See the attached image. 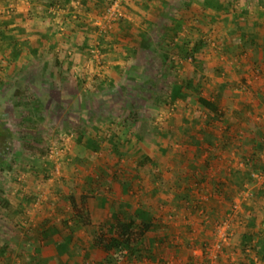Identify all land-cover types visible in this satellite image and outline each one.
<instances>
[{"label": "rangeland", "instance_id": "obj_1", "mask_svg": "<svg viewBox=\"0 0 264 264\" xmlns=\"http://www.w3.org/2000/svg\"><path fill=\"white\" fill-rule=\"evenodd\" d=\"M181 3L182 0H169L166 6L169 14L164 17L165 22H172L173 15L181 20V14L173 8V5ZM236 4L239 11H247L239 24L247 32L259 35V45L242 46L239 40L241 32L236 23L230 20V13L225 11L217 14L218 23H212L211 30L201 24L208 41L198 58L201 65L195 68L190 59H178L177 66L179 78L199 82L201 95L219 102L225 114V124H216L211 130L216 137H220L224 133V126L228 125L230 130L227 134L233 139L230 149L221 147L220 141L216 142L214 149L196 143L200 139L199 131L208 129L205 126L207 113L191 94L169 106L163 102L159 103L160 108L148 105L143 118L132 127L118 129L111 122L109 131L117 133L121 139L127 137L129 142L120 143V152L103 143L92 153L78 143L81 105L84 104L90 112L104 113L110 117L113 112L120 113L119 108L111 111L97 98L93 87L95 77L106 78L125 91L117 98L122 100L123 107L138 100L137 91L125 85L133 82H127L126 75L120 76L118 72L119 67L126 64L122 43L127 39L125 31H130L127 33L132 39L138 34V29H146L145 20L153 16V12L157 14L161 4L127 0L121 5L123 20L104 23V13L91 1L88 8L83 9L74 2L69 11L64 5L52 7L39 15L34 14L31 0H0V27H3V17L18 13L32 14L26 18L40 20V25L37 22L35 25L39 32L30 31L25 35L23 45L38 49L44 47L49 52L44 59L42 55L33 54L30 57L27 54L28 58L23 61L27 64L33 60L38 68L34 72L31 70L33 67L20 70L12 75L11 82L0 72V110L12 133L8 153L0 149L3 155L0 162V190H3L5 198L14 203L28 198L23 206L25 215L22 219L0 208V245L6 243L12 249L8 259L0 258V264H33L29 261L31 257L40 260L49 257L46 256L49 248L39 236V225L45 218L50 219L54 228L60 230L50 242L53 246L60 242L61 233L66 231L64 224L71 219V195L78 200H81V196L90 198L94 225L108 217L109 203L116 205L118 202L140 204L153 214L156 222L165 225L164 229L157 230L156 256L153 259L117 264H264L253 253L245 258L241 250L242 235L251 231L248 229L251 218L255 224L254 233L264 234V180L244 175L249 171L247 158L251 152L252 134L257 129L264 138V0L262 3L260 0H236ZM9 8L12 9L9 11ZM67 12L70 15L58 26L60 16ZM191 17L192 14L185 15L187 22L181 23L179 36L192 34L196 18ZM44 26L49 34L40 40L37 35L44 30L40 31L39 27L43 29ZM103 26L106 31H100ZM157 30L155 28L152 34L158 36ZM61 33L72 35L77 41L86 37L88 44L93 45L92 49L100 50L101 54L95 56L92 49L85 47L73 51L68 59L69 54L66 57L60 46H52ZM2 49L0 69L4 67ZM55 58L63 61L62 68L52 62ZM151 60H159L154 51H143L135 61L132 59L138 66L132 70L133 74L138 76L141 72L158 70ZM47 63H51L50 69L43 66ZM68 65L71 67L66 70ZM174 80L171 77L167 82L165 79L159 81L153 86L154 93L160 99L168 97ZM27 81L37 84L28 86ZM145 85H142L143 88L147 87ZM45 88H49L50 93L42 91ZM18 89L24 91L30 103L32 98L38 96H42L45 103L38 114L40 119L34 121L36 127L31 124L33 127L30 126L24 134L19 132L18 122L22 112L28 111L30 106L16 104L13 94ZM55 96L61 102L57 103L53 99ZM53 103L54 108H51ZM29 143L47 148V156L36 159L37 152L24 146ZM145 155L150 157V162L139 164ZM258 157L264 164V146ZM236 169L241 170L234 179L240 190L231 199L218 192L217 188L218 182L225 181L230 172ZM96 173L103 175L97 188L88 182V176ZM200 177L203 178L202 182ZM122 183H127L128 189L123 188ZM186 186L188 188H184ZM182 189L189 194V201L178 196ZM224 221L228 224L224 231L225 241L220 236V225ZM25 230L33 245L28 252H23L21 247ZM92 230L76 228L73 241L76 251L70 263L99 264L103 259V253L91 245ZM66 257L63 256V259Z\"/></svg>", "mask_w": 264, "mask_h": 264}, {"label": "trees", "instance_id": "obj_2", "mask_svg": "<svg viewBox=\"0 0 264 264\" xmlns=\"http://www.w3.org/2000/svg\"><path fill=\"white\" fill-rule=\"evenodd\" d=\"M31 1L33 3L35 2V8L40 9L42 7L44 13L52 7L55 8L64 5L67 6L66 9H68L69 11V9L73 7V3L76 1H79L80 6L83 9L88 8L91 1L102 14L105 13L106 9L113 2V0ZM126 1L127 0H123L122 2L125 3ZM154 1L155 3L153 2L152 4L156 5L160 3L161 5L159 10L157 11V14H154L153 12V16L145 20L147 24L146 29H138V34L136 35L137 37L135 36L132 39L129 38V35L127 33L129 30L125 31L127 39H125L124 43H122V54L126 59V64L124 65V67H119L118 69V72H120V76L126 75L127 82L129 80L133 82L132 84L125 83V85H127V88H131L132 90L135 89L137 91L139 101L135 99L131 101V103H129L130 106L127 105V107H123L122 100L120 101L117 98L122 96V93L125 91H121L118 84H113L106 78L95 77L93 81V87L96 89V93L98 96L97 98L101 99V103L106 104L111 111H117V109L119 108L120 113L113 112L112 117H110L109 115L104 113L100 114L98 112H90L86 109L85 105L82 104L79 111V115H82L81 124L79 127L80 132L78 133V143L83 145L84 149L89 150L92 153L96 152L103 143L112 146L114 150L120 152V143L127 144L129 142V139L127 137L121 139V137L117 135V133H112L111 131H109L111 124H115L118 129L132 127L133 125L138 124V121L143 118V114L148 105L160 108L159 103L163 102L164 104L169 106L174 104L179 99L186 98L192 94L194 95L195 102L207 113V116L205 118V126L208 129H201L199 131L200 139L197 140L196 143L204 146L207 149H214L216 148L214 147L216 146V142L220 141L221 147L227 150L230 149V146L232 144L231 142L233 140L231 136L229 137V135L227 134V132L230 130V127L228 125H225V128L223 129L224 133H222L220 137H216L213 133V130H211V128L217 126L216 124H225V114L221 109L219 102L201 95V86L198 81V83H195L191 78H179L177 66L179 62L178 59H180L181 61H187L188 59H190L193 62L195 68L201 65V62L200 60H198V58L203 54L204 48L208 43L205 34L202 32V25L208 26L211 30V27L213 26L212 23H218L216 21V18L218 17L217 14L223 13L225 11L230 13V20L233 23H236L238 29L241 32L239 34L240 44L245 47L258 46L260 40L259 35L257 33L247 32L244 27L242 28V26L239 24L242 15H245L247 11L245 10L244 13L239 11L236 0H182L181 4L173 5L176 13L181 14L179 15L181 20H177L176 15H173L171 18L172 22L169 23L165 22L164 18L167 14H169L166 7L169 0ZM260 2L262 3L263 0H260ZM197 7H200L199 10L201 11L197 10ZM210 11L212 13H209ZM187 13L189 14V16L192 14L191 18H196V21H194V24L192 25V34L181 37L179 36L178 31L180 29L181 23L187 22V20L185 19V15ZM67 15H70V12H67L66 14L60 16L61 21L59 22V24H57L58 26H60V23H63ZM121 20L123 19L120 18L118 22ZM155 28L159 29L157 30L158 36L152 34ZM121 30L123 29L121 28ZM20 31L21 30L19 29V32L15 35L6 33L3 30L0 31V48L4 44H6V47H10L11 51L9 57L13 60L23 54L21 53V51L24 48L31 49L33 50V52H36L37 50V47L34 48L35 46L27 47L23 45L24 41H21L20 37L17 35L21 34ZM235 33L236 32L234 31L233 34ZM233 38H235V36H233ZM43 39H45L44 35L42 38L40 37V40ZM81 39L82 40L77 41L78 39H74L72 35L61 33L59 39L57 38V40L53 43L55 46L58 45L62 50H64L66 57L68 56L67 54H69L67 58L70 59V55L73 51L75 52L76 50H81V48L85 47L88 50L92 49L93 45L88 44L86 37H83ZM143 51L147 53L154 51V53L159 56V60H151V63L153 65L158 66V70L154 69L152 71H149L150 73L141 72L142 74L136 76L132 71L138 68L134 61L140 53H143ZM5 57L6 54L4 53L2 58ZM25 57L28 58L27 56ZM132 59L134 61H132ZM52 62L56 66L62 68L63 61L59 58H55ZM68 69L69 68L66 67V70ZM0 72L3 73L4 77H8L7 73H5L3 69H0ZM171 77L175 78V80L170 86L169 95L168 97L160 99L159 96L154 93L153 86L157 85L159 81L163 79H165L166 81ZM139 78H143L144 80H140ZM143 83H145L146 85ZM142 85H145L147 87L143 88ZM13 98L14 100H17H15L17 105L23 104V106H30V108L28 106V111L22 112L21 120L18 122L19 132L21 134H24L27 130L30 129V126L33 125L36 127V123L34 121L40 119L38 117V114L44 107L43 104L45 103L42 96L32 98V103H30V98L26 96L24 91H21L19 89L15 90ZM53 99H55L57 103L61 102L58 96L53 97ZM95 100V104H97V99ZM125 102L126 101H124V103ZM51 108H54V103L52 104ZM109 114L111 115L112 112ZM3 115L4 114H2L0 110V148H3V150L8 153L9 146L11 144L10 140L12 133L7 125V122H5ZM29 144L24 146L25 148H29L32 151L37 152L36 159L40 160V158L42 159L43 157L47 156V148L43 149L41 147H35ZM250 144L251 152H249L250 155L247 158L249 171L244 173V175L249 178H251V174L253 172L264 171V164L258 157V153L264 146V138L260 130L256 129L252 134V137L250 138ZM1 160L2 159L0 157V162ZM150 160V157L145 155L139 160L138 163L144 165L146 162H150ZM47 170L48 169H46L45 171ZM239 173H241V170H232L230 172V176L225 179V181L218 182V192L222 193L228 198L233 199L240 190L239 186H237L234 181L235 177L239 175ZM114 174L116 173H113V175ZM101 177H103V175H100L99 173L88 176V182L92 185H96L95 187L97 188L100 186L102 180ZM199 180L200 182H202L203 178L200 177ZM121 186L126 189H128L129 187L127 183H122ZM184 188L188 187L186 186ZM184 190L185 189H182V191L178 193L180 194L178 196L182 197L184 201H189L190 196L187 191ZM90 191L91 193H93V189H91ZM80 198L81 200H78L76 199V197H74V195L70 196L71 211H69V214L71 216V219H69L68 222H65L64 226L66 228V231L61 233L60 242L55 243L54 246L50 241L53 239L55 234L60 233V230L54 228L55 225L53 224V222H51L50 219L45 218L41 222L38 232L40 239L45 241V246L49 248V251H47L49 253L46 255L49 257H43V259L41 260L37 259V257H31L29 259L31 263L72 264L70 263V259L74 257L76 251L75 246L73 245V241L75 239V231L76 228L81 227L93 229L91 245L96 250L103 253V259L99 262V264L142 262L143 260H151L156 256L155 246L156 242L158 241L156 235L159 233L157 232V230L164 229L165 225L161 224L160 222H156L155 217L150 211L142 208L141 206H138L133 210L127 202L116 205H112L109 203L110 214L108 215V217L100 221L98 224L94 225L92 222L90 210V198H88L87 196H81ZM26 202H28L27 197L21 198L19 202L14 203L13 201L5 198L3 190H0V208L7 213H15L16 216H18L20 219H22L25 215V208H23V206ZM244 207H246V205H244ZM254 227V220L253 218H251V220H249L248 226V229H250L251 231H247L242 235L241 250L245 258H249L251 256V253H253L257 256V259H259L261 263H264V234H260L258 232L254 233ZM31 240L32 239L30 238L28 231L25 230L23 244H21V247L24 250L23 252H28L30 248H33ZM10 254H12L10 245L6 243L1 244L0 258L8 259V257H10ZM65 255L67 257L63 259V256ZM86 256H88V253Z\"/></svg>", "mask_w": 264, "mask_h": 264}, {"label": "crops", "instance_id": "obj_3", "mask_svg": "<svg viewBox=\"0 0 264 264\" xmlns=\"http://www.w3.org/2000/svg\"><path fill=\"white\" fill-rule=\"evenodd\" d=\"M148 3L150 5H152V3L155 1L154 0H147ZM35 6V2L33 3V7ZM33 12L34 14H41L43 12V9H38V8H33ZM32 14H29V13H26V14H21V13H18V15L16 16H11V17H3L4 18V21H3V27L1 28L0 27V31H5L6 33H9V34H13L15 35L16 33L19 32V29L21 30V34H17L19 37H20V40L23 41L28 33H30V31H38V29L35 27L36 25V22L38 25H40L38 22H40V20H38L37 18H32V20H27V16H31ZM42 22V21H41ZM46 25V24H45ZM40 31L41 30H44V31H41L40 33H38V37H43L44 35V38L47 37V35L49 34V31L46 30L47 27L44 26L43 29H41V27H39ZM39 32V31H38ZM46 35V36H45ZM53 43V42H52ZM54 44V43H53ZM52 46H55V45H52ZM2 50H3V53L5 52L6 54V57L4 58V60L2 61L4 64H2L3 67V70L5 71V73L9 74V79L8 81L10 80V78L12 77V75L14 76L15 74H17V72H19L20 70L23 71L24 70H28L30 68H32L31 70H33V72L38 68H36V66L34 64L36 63H33L34 61L32 60V62H27V64L23 61L25 59H27L25 56H27V54L31 57H33V54L34 55H42L43 59L44 57H46L45 55H47L49 52L48 50H46L44 47L41 48L39 47V49L37 48L36 52H33V50L31 49H23L21 51V56L19 57H16L14 60L12 58L9 57V54H10V51H11V48L10 47H6V44L2 45ZM35 48V47H34ZM57 51V50H56ZM64 52V50H62ZM53 52H55V48L53 49ZM2 53V55H3ZM77 55V53H76ZM28 57V56H27ZM23 61V62H21ZM45 63V62H44ZM73 62H71L70 64H72ZM23 64V65H22ZM77 64V62L75 63ZM74 64V66H76ZM78 65V64H77ZM44 67H48L49 69L52 67L51 64H48L47 65H43ZM70 65L67 66V68L70 69L69 67ZM29 67V68H28ZM49 69H46V71L49 72ZM44 70V69H43ZM49 74V73H48ZM51 74H53L51 72ZM51 78V77H50ZM35 79V78H34ZM33 79V80H34ZM52 79V78H51ZM45 80V79H44ZM31 81V80H30ZM30 81H27L28 83V86H32L31 84H37L35 81L33 82H30ZM11 82V80L9 81ZM8 82V83H9ZM41 84H45L43 83V81H41ZM45 86V85H44ZM47 86V85H46ZM42 91H46V92H49L50 93V89L49 88H45V90H42ZM42 93V92H41ZM120 203H125V202H118L117 204H120ZM115 204V203H114ZM129 205L132 207L131 209H135L136 207L140 206V204H134V203H129ZM147 210V209H146Z\"/></svg>", "mask_w": 264, "mask_h": 264}, {"label": "built area", "instance_id": "obj_4", "mask_svg": "<svg viewBox=\"0 0 264 264\" xmlns=\"http://www.w3.org/2000/svg\"><path fill=\"white\" fill-rule=\"evenodd\" d=\"M123 0H113V2L109 5V7L106 9L104 15H103V22L105 23V21H107L108 23L113 22V21H117L120 18L123 17L122 14V2ZM76 4L79 5V1H76ZM12 8H9V11ZM97 24V23H96ZM98 26L100 24H97ZM106 26V25H105ZM105 26L101 27L100 31H106ZM59 30H62V28H59ZM91 52L95 55L98 56V54H100V50L98 49H92ZM251 177L254 178L255 180H259V179H263L264 180V173L263 172H253L251 174ZM227 221H224L223 223H221L220 225V236L223 239V241L226 240V235L225 232L227 229ZM224 232V233H223Z\"/></svg>", "mask_w": 264, "mask_h": 264}, {"label": "flooded vegetation", "instance_id": "obj_5", "mask_svg": "<svg viewBox=\"0 0 264 264\" xmlns=\"http://www.w3.org/2000/svg\"><path fill=\"white\" fill-rule=\"evenodd\" d=\"M8 148V147H7ZM1 149V148H0ZM0 157H3V155H1V153H0Z\"/></svg>", "mask_w": 264, "mask_h": 264}]
</instances>
